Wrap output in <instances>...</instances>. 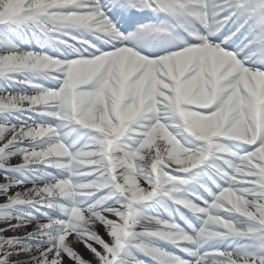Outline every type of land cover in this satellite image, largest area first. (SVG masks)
Masks as SVG:
<instances>
[{"label":"snow or ice","instance_id":"1","mask_svg":"<svg viewBox=\"0 0 264 264\" xmlns=\"http://www.w3.org/2000/svg\"><path fill=\"white\" fill-rule=\"evenodd\" d=\"M0 264H264V0H0Z\"/></svg>","mask_w":264,"mask_h":264}]
</instances>
